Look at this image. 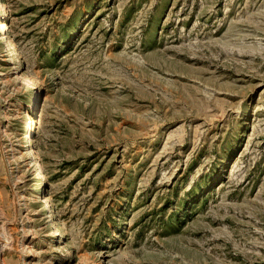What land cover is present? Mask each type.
Here are the masks:
<instances>
[{
    "label": "rangeland",
    "instance_id": "374dc122",
    "mask_svg": "<svg viewBox=\"0 0 264 264\" xmlns=\"http://www.w3.org/2000/svg\"><path fill=\"white\" fill-rule=\"evenodd\" d=\"M4 4L0 264H264V0Z\"/></svg>",
    "mask_w": 264,
    "mask_h": 264
},
{
    "label": "bare ground",
    "instance_id": "6f19581e",
    "mask_svg": "<svg viewBox=\"0 0 264 264\" xmlns=\"http://www.w3.org/2000/svg\"><path fill=\"white\" fill-rule=\"evenodd\" d=\"M6 7L4 4V0H0V38H1V44H7L8 45V49L7 51H9V53H11V55L13 56V60L9 61V64H12V70L16 72L18 71L17 68L20 66L19 62H20V57H19V53L17 50V46L15 45V43L12 41L9 32H8V25L6 23ZM36 82L35 79H32L30 84H34ZM37 92V91H36ZM32 97V106H29L27 108H25L24 113H23V118L25 119V138L23 140V147L29 148V162L31 161L33 167H35V172H36V179L38 181V184L36 185V187H34L32 189L33 192H38L40 189V186L43 184L44 181V177H43V173H42V169L39 166V164L37 163L36 159H37V155H36V151H35V142L34 139H32V137L34 136L32 131L35 128V124L36 122H31L29 121L31 119V110L32 112L35 111L36 109V104H37V100L39 99L38 95H36ZM34 114V112L32 113ZM35 116V115H34ZM33 117V116H32ZM5 136V135H4ZM10 147V146H9ZM30 165V164H29ZM43 200L46 201V206L43 208L45 212H48L49 215L47 216V223H51V220L53 217V213H52V204L51 200L48 196H44ZM53 221V219H52ZM64 235V232L62 229H60L59 227H55L53 231L50 232L49 234V238L55 242L57 239L59 241H61L60 238H62Z\"/></svg>",
    "mask_w": 264,
    "mask_h": 264
}]
</instances>
